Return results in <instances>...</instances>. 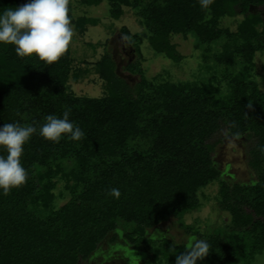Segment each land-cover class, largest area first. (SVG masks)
I'll use <instances>...</instances> for the list:
<instances>
[{"label":"trees","instance_id":"16d2710c","mask_svg":"<svg viewBox=\"0 0 264 264\" xmlns=\"http://www.w3.org/2000/svg\"><path fill=\"white\" fill-rule=\"evenodd\" d=\"M103 1L111 19L130 9L146 30L135 35L121 30L136 51L146 39L155 53L180 62L171 39L193 36L201 69L232 70L218 84L174 83L148 79L141 68L132 72L129 66L140 76L130 86L106 51L94 63H75L74 37L99 23L85 11L76 12V4L88 8ZM27 2L0 0V13ZM250 6H264V0H213L207 7L200 0H70L73 41L57 63L20 57L14 45L0 44V127L19 123L39 129L48 115L62 118L70 110L69 119L85 132L82 141L65 137L58 143L37 132L24 146L27 182L7 195L0 192V264L85 263L105 240L116 239L113 233L121 234L119 227L133 245L153 242L148 230L200 209L199 196L215 183L218 207L229 216L226 228L202 234L194 226H179L209 244V255L198 264H252L264 251V153L259 150L264 147V92L253 74L255 54L264 52V24L259 14L249 13ZM237 15L243 18L235 30L222 27L223 18ZM89 66L102 82L101 97L70 90L86 78ZM223 128L232 138L256 139L249 165L257 181L229 185L221 179L215 144L208 141ZM0 155L6 153L0 150ZM60 182L69 199L56 206ZM113 188L119 189L118 198L111 195ZM164 241L167 264L192 249ZM160 255L155 250L154 262L146 264H161Z\"/></svg>","mask_w":264,"mask_h":264},{"label":"rangeland","instance_id":"374dc122","mask_svg":"<svg viewBox=\"0 0 264 264\" xmlns=\"http://www.w3.org/2000/svg\"><path fill=\"white\" fill-rule=\"evenodd\" d=\"M78 1V0H77ZM76 12L85 11L89 17L97 18L99 23L95 27H89L84 36H75L72 44L71 54L75 63L87 61L94 63L101 58L105 51L112 57L116 65V73L123 78L130 86H134L140 76L134 74L135 68H141L144 76L148 79L157 78V81L178 82H211L218 84L232 70L231 67L223 66L220 70L212 71L205 66L202 67L201 50L194 49L195 39L188 36L183 39L181 36H173L171 41L177 46L178 53L182 56L180 62H174L161 54L155 53L149 46L146 39H143L140 45H134L121 30L126 28L131 35L146 32L133 15L132 10L125 9V13L118 20L111 19L109 16V5L103 1L98 6L84 8L77 2ZM242 15L234 18H223L222 27L235 30L237 23L242 19ZM130 45L134 50V56L129 59L126 49L122 46L124 43ZM88 43H102L103 46L93 50L86 47ZM126 47V46H125ZM210 63V62H209ZM254 81L259 90L264 92V52H258L254 58ZM131 67V71L128 67ZM85 69V65L81 66ZM89 74L84 80L77 84H71L70 90L77 96L98 98L103 95L101 80L94 74L93 66H89ZM226 84V81H225ZM209 144H215L213 157L217 169L229 185L250 184L257 181V173L250 167L251 159L250 150L256 144V139L246 137L232 138L225 135V129H221L209 141ZM56 200L55 205L61 206L69 199V193L65 190L64 184L59 183L54 190ZM218 185H209L202 191L199 196L201 208L197 211L185 214L181 219L170 218L168 221L147 231V238H153V242H140L139 247L127 241L123 234L122 227H119L121 234L113 233L111 237L114 240H105L101 250L97 252V260L90 263L80 264H146L154 262L153 257L155 250H160L161 264H167V259L162 257L163 248L167 245L166 239L173 244H186L193 247L198 237L186 234L180 228L179 223L194 226L200 233H219L222 228H226L229 222V216L226 212L219 209L217 204ZM136 245V246H135ZM105 256H112L113 262L104 260ZM169 262V261H168ZM174 264V263H173ZM252 264H264V251L257 255Z\"/></svg>","mask_w":264,"mask_h":264},{"label":"clouds","instance_id":"9594fccd","mask_svg":"<svg viewBox=\"0 0 264 264\" xmlns=\"http://www.w3.org/2000/svg\"><path fill=\"white\" fill-rule=\"evenodd\" d=\"M213 0H200L203 7ZM70 0H28L18 8H7L0 13V44L15 46L20 57H35L46 64L57 63L68 51L74 36L70 17ZM70 110L62 118L55 115L45 117L37 129L33 125L6 123L0 127V192L7 195L12 189L23 186L28 172L22 164L24 146L34 134L47 141L58 143L63 138L78 142L85 132L69 119ZM264 153V147L259 149ZM111 195L119 197V189L113 188ZM209 255V244L197 240L192 249L181 253L175 264H198Z\"/></svg>","mask_w":264,"mask_h":264},{"label":"flooded vegetation","instance_id":"af4514ba","mask_svg":"<svg viewBox=\"0 0 264 264\" xmlns=\"http://www.w3.org/2000/svg\"><path fill=\"white\" fill-rule=\"evenodd\" d=\"M264 6H261V8H263ZM126 46V47H125ZM122 48L123 49H126L127 50V52H126V54H127V56H128V58L129 59H131L133 56H134V50L130 47V45L129 44H127L126 42L124 43V45L122 46ZM222 175H224L223 173H222ZM103 245H104V242H103ZM99 250H101V248L99 247L98 248ZM98 254L95 252L92 256H93V258H91L90 260H87L85 263H90V262H94L95 260H97V256ZM104 260H108V261H112L113 262V258H112V256H105V258H104Z\"/></svg>","mask_w":264,"mask_h":264},{"label":"water","instance_id":"95a60500","mask_svg":"<svg viewBox=\"0 0 264 264\" xmlns=\"http://www.w3.org/2000/svg\"><path fill=\"white\" fill-rule=\"evenodd\" d=\"M249 13L253 14H259L262 20V23L264 24V7H256V6H250Z\"/></svg>","mask_w":264,"mask_h":264}]
</instances>
